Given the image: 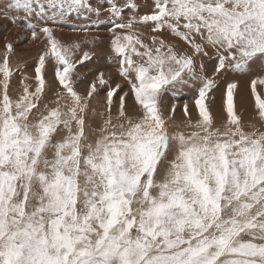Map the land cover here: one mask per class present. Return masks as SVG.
<instances>
[{
  "label": "snow or ice",
  "instance_id": "6c2138e0",
  "mask_svg": "<svg viewBox=\"0 0 264 264\" xmlns=\"http://www.w3.org/2000/svg\"><path fill=\"white\" fill-rule=\"evenodd\" d=\"M0 8L44 41L34 90L11 64V42L0 61V264H264V130L238 114L235 81L222 127L210 105L218 76L249 74L257 61L264 72V0H153L149 13L128 19L113 5L108 47L124 86L99 72L84 95L77 65L91 53L77 57L81 44L55 33L74 15L99 20L102 9L90 0H0ZM17 71L23 91L14 98ZM257 84L264 76L251 81L264 122ZM98 85L107 86V116L93 128ZM185 89L197 90L199 115L187 134L173 130L176 104H164Z\"/></svg>",
  "mask_w": 264,
  "mask_h": 264
},
{
  "label": "rangeland",
  "instance_id": "374dc122",
  "mask_svg": "<svg viewBox=\"0 0 264 264\" xmlns=\"http://www.w3.org/2000/svg\"><path fill=\"white\" fill-rule=\"evenodd\" d=\"M90 3L95 8L103 9L105 12L102 13L99 20L96 18L95 27L93 30L95 32H102V28L106 32H102L99 35L102 39L101 41H97L95 45L88 43L93 36L88 35L87 33L76 31H71V28L74 26L76 28L86 27L84 21L91 20L95 15L91 14V16H83L77 17L73 16L72 20L63 26L64 30L61 32L59 29L56 31L57 38L61 39L65 43H75L79 42L81 44L80 50L77 52V57L82 56L83 52L91 53L90 59L84 61L82 64L77 65V70L81 75L80 80L77 81L76 87L77 90L82 94H86L88 91V87L90 83L96 78L99 72H104L106 79L109 80V83L112 87H115L117 83H120L124 86V82L122 78L119 77L117 73L118 64L112 54H110V49L108 47L110 34L107 29L111 26L108 22L109 12L107 9H110L113 5L124 9V18L128 19L132 15H143L149 13L153 8V0H90ZM135 3L139 9V11H135L129 7L128 4ZM3 8H0V61L3 59V55L6 51L5 44L11 42L15 49L14 53L11 56V64L13 68H17L23 71L24 75L29 77L28 80L24 81V83L30 85V90H34L37 86V83L34 79L35 71L34 68L37 64L38 55L44 46V41L41 38H38L35 41L31 40L30 32L26 30V28L20 24H13L11 19L5 17L3 13ZM144 31L146 36L147 29H141ZM96 36V35H95ZM172 39L174 43H179V41L174 38ZM205 64V70L208 75H211L216 67L217 60L214 56L203 58ZM249 74H239L235 72H228L224 76H218L217 79V87L213 89L210 93V105L211 111L215 118V126L222 127L223 123L227 119V114L224 111L223 107V99L224 92L226 86L230 82H237L238 88L236 90L237 95H239V91L243 89V95L241 97H236L237 102V112L241 115L243 122L245 125L255 124L261 130H264V122H262L258 117V110L255 108V98L251 91V81L258 76H264V72L260 71V62L252 64V68ZM257 71L259 73H257ZM250 77V78H249ZM245 81H242L244 80ZM47 80L52 85V88L62 91L59 88L57 82H54V73L53 68L51 66L47 67ZM240 82H239V81ZM115 81V82H114ZM249 81V83H247ZM99 88V96L94 98L91 101V105L97 109L98 115L95 117L89 116L88 123L91 127L96 128L100 126L104 119L107 116L106 112V92L107 86ZM127 90L126 86L125 89ZM23 91V86L21 84V72L17 71L16 75L12 78L11 81V94L14 98L18 97ZM245 93V94H244ZM247 93V94H246ZM257 93L264 96V85L257 84ZM197 90L196 89H185L181 92H172L166 94L164 97V104L166 109L171 108L172 104H176V113L172 117L173 120L176 121L177 124L180 125L179 128H174L175 131H184L186 134L195 130L192 127L187 125V122L191 120L192 124L199 119V115L197 109L195 107V99L197 98ZM251 98V99H250ZM56 97L53 91H47L46 96L44 97L45 103H49L50 101L55 100ZM187 103L189 106L190 116L186 117L183 113V105ZM49 106H54L49 103ZM99 113H103L104 115H99ZM118 114V105L114 103L112 116L115 117ZM172 121H169L171 125ZM247 131L252 130L250 127H246Z\"/></svg>",
  "mask_w": 264,
  "mask_h": 264
},
{
  "label": "bare ground",
  "instance_id": "6f19581e",
  "mask_svg": "<svg viewBox=\"0 0 264 264\" xmlns=\"http://www.w3.org/2000/svg\"><path fill=\"white\" fill-rule=\"evenodd\" d=\"M105 11L102 9V13H104ZM85 22V24L87 25L86 27H88V28H90L91 29V31H89L87 34L88 35H91V36H95V35H101L102 34V32H106L103 28H102V32H95L94 30H93V27H95V22H96V16H94L91 20H87V21H84ZM148 33L149 34H147V35H151V33L148 31ZM146 34V33H145ZM252 72V71H251ZM260 72V71H259ZM258 71H257V73H259ZM250 78V77H249ZM239 81V80H238ZM241 81V80H240ZM239 81V82H240ZM242 81H245V79L244 80H242ZM115 82V81H114ZM247 83H249V81L247 82ZM243 93V89H241L240 91H239V95H237L238 97H241V95H243L242 94ZM245 94V93H244ZM247 94V93H246ZM251 99V98H250Z\"/></svg>",
  "mask_w": 264,
  "mask_h": 264
}]
</instances>
